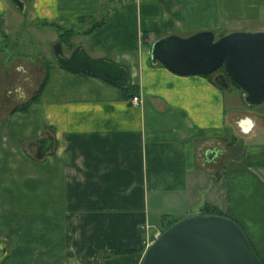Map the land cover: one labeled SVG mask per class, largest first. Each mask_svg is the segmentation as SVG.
<instances>
[{"label": "crops", "instance_id": "crops-1", "mask_svg": "<svg viewBox=\"0 0 264 264\" xmlns=\"http://www.w3.org/2000/svg\"><path fill=\"white\" fill-rule=\"evenodd\" d=\"M23 1L0 0V264H139L169 221L205 204L264 261V108L230 80L150 56L164 34L264 30V0ZM50 22L77 30L90 55L125 63L141 104L60 66ZM46 75L29 109L13 111ZM47 134L53 145L37 158L27 144Z\"/></svg>", "mask_w": 264, "mask_h": 264}, {"label": "water", "instance_id": "water-1", "mask_svg": "<svg viewBox=\"0 0 264 264\" xmlns=\"http://www.w3.org/2000/svg\"><path fill=\"white\" fill-rule=\"evenodd\" d=\"M24 9L23 0H10ZM56 62L71 71L94 75L113 84L128 81L125 63L106 56H92L80 43L68 54L61 41L53 43ZM153 63L160 62L176 73L213 74L221 87L234 80L250 104L264 99V30H231L216 36L212 30L188 35L169 33L150 46ZM220 68V70H218ZM36 144L34 156L42 157L52 147L50 134L28 142ZM216 153L207 149L206 155ZM5 249L0 250L3 257ZM140 264H263L241 226L228 216L196 213L182 217L163 229L147 246Z\"/></svg>", "mask_w": 264, "mask_h": 264}, {"label": "trees", "instance_id": "trees-1", "mask_svg": "<svg viewBox=\"0 0 264 264\" xmlns=\"http://www.w3.org/2000/svg\"><path fill=\"white\" fill-rule=\"evenodd\" d=\"M92 19V18H91ZM91 21V20H90ZM95 21V20H94ZM104 21V15H102L100 17L99 20H97L96 22H88V28L85 29L83 32L86 33H90L91 31L94 30L95 27H97L98 25H100L102 22ZM46 23V22H44ZM49 24H51L52 26H54L57 30H58V39L61 41L62 46L63 44H66L67 47L69 49H72L78 42H71L70 38L72 37V35L79 33L77 30L73 29V28H67V27H62L60 25H58L57 23L54 22H50ZM206 76H210V74H203ZM46 77L43 79L41 85L39 86V88L34 92V94L32 95L31 98H29L27 101L21 103V104H17L16 106H14L12 109L13 111L15 110H27L29 109V107L31 106V103L35 102L39 95L40 92L43 88V85L46 81ZM231 82H233L235 85H238L234 80L229 79ZM122 90H123V95L128 98L131 97L132 95L136 94L137 91V87L136 85L132 84L131 81H127L125 84L123 85H119ZM200 213L202 214H221V215H225L224 213L220 212L215 206L210 205V204H205L201 207L200 209ZM178 219H174L169 221V223H167V225L164 227V229L168 226H170L171 224H173L175 221H177ZM124 252H136V250H131V251H117V252H112V253H106V254H102V256L100 257L101 259L105 258V257H109L112 254H122ZM262 263L264 264V261L262 260Z\"/></svg>", "mask_w": 264, "mask_h": 264}, {"label": "rangeland", "instance_id": "rangeland-1", "mask_svg": "<svg viewBox=\"0 0 264 264\" xmlns=\"http://www.w3.org/2000/svg\"><path fill=\"white\" fill-rule=\"evenodd\" d=\"M81 37L80 36H77V33L72 35V37L70 38V41L71 42H76L77 40H79ZM83 38V37H82ZM64 47V51H66V53H69L71 49H69L67 47L66 44H63ZM49 58H51V60H54V58L51 57V55H49ZM258 106H262V108H264V100L259 102V103H256ZM207 186H204V189L206 188ZM180 215V214H179ZM174 216H178V214H175Z\"/></svg>", "mask_w": 264, "mask_h": 264}, {"label": "built area", "instance_id": "built-area-1", "mask_svg": "<svg viewBox=\"0 0 264 264\" xmlns=\"http://www.w3.org/2000/svg\"><path fill=\"white\" fill-rule=\"evenodd\" d=\"M130 102L133 104V105H140L141 104V101H142V98L140 95L138 94H134L132 95L130 98ZM141 263V262H140ZM139 263V264H140Z\"/></svg>", "mask_w": 264, "mask_h": 264}, {"label": "flooded vegetation", "instance_id": "flooded-vegetation-1", "mask_svg": "<svg viewBox=\"0 0 264 264\" xmlns=\"http://www.w3.org/2000/svg\"><path fill=\"white\" fill-rule=\"evenodd\" d=\"M218 70H220V68Z\"/></svg>", "mask_w": 264, "mask_h": 264}]
</instances>
